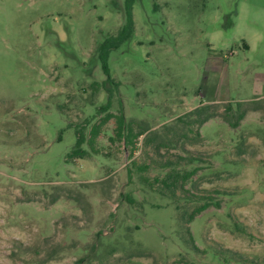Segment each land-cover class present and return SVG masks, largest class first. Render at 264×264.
I'll use <instances>...</instances> for the list:
<instances>
[{"label":"rangeland","instance_id":"obj_1","mask_svg":"<svg viewBox=\"0 0 264 264\" xmlns=\"http://www.w3.org/2000/svg\"><path fill=\"white\" fill-rule=\"evenodd\" d=\"M122 6L0 0V264H264V0H136L134 34L108 58L109 111L120 100L146 132L111 142L112 119L99 154L67 161L75 126L101 116L95 49ZM201 106L214 117L191 125ZM171 169L196 170L173 197L154 182ZM208 201L193 250L179 215Z\"/></svg>","mask_w":264,"mask_h":264},{"label":"trees","instance_id":"obj_2","mask_svg":"<svg viewBox=\"0 0 264 264\" xmlns=\"http://www.w3.org/2000/svg\"><path fill=\"white\" fill-rule=\"evenodd\" d=\"M136 0H123V6L121 9V13L123 16V23L120 28L117 30L115 34H108L104 37V39L97 45L95 49V55L97 61L101 65V69L106 79L102 83L93 82L90 86L93 92H97L99 89H103L106 93V101L103 105H101L96 113L97 115H101L99 121L92 122L91 120H84L80 126H75V144L67 154V161H74L77 159H85L89 157L91 154H99V151L96 147L97 138L101 135L103 127L110 121L114 120L115 129H114V137L109 138L111 142L114 141H123L125 147L130 146L133 148L135 146V140L142 136L146 131L142 129L138 132H134L132 128V123L126 122L124 110L122 107V103L119 100L118 105V113L113 114L109 110L112 106V98L118 92V83L110 75V70L108 67V58L112 51L118 50L122 44L129 41L135 31L134 20L132 15V6ZM237 114L233 117V121L230 119H226L228 126L232 129H235L239 126L241 120H243L246 110H241V103H237ZM228 109L230 107H227ZM210 109L209 106H201L189 111L185 117L192 118L188 123L191 125L201 127L203 124L211 120L214 116L213 113L207 112ZM264 111V107L262 108ZM264 116V115H263ZM179 122H183L184 124L187 122L184 121L182 117L177 119ZM88 129V132L86 130ZM196 136H199V133L196 131ZM147 143V141H145ZM84 146H87L84 149ZM159 150V146H156L154 151L157 153ZM134 168L137 169L138 172H145L148 169L147 165H136L133 163ZM161 167H172L171 161H165ZM196 170H192L189 172L179 173L174 169H171L168 173H166L165 177L161 180H155L154 182L160 183L161 188L169 192V194L173 197L175 196V192L177 190H184L185 183L195 174ZM130 173V171H129ZM142 181L147 183L148 180L142 177ZM152 186V184H149ZM129 203H132V199H127ZM212 203L210 201L203 202L202 204L194 207L190 212L183 210L180 213V217L178 222L180 223V227L186 231L188 234V242L190 247L193 250H197L191 235H189L188 226L191 222L198 216L200 213L205 211ZM218 206L217 203L214 204ZM178 208V207H177ZM188 264V263H186Z\"/></svg>","mask_w":264,"mask_h":264}]
</instances>
